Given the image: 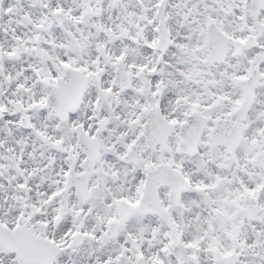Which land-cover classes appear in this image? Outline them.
<instances>
[{"label":"snow or ice","instance_id":"1","mask_svg":"<svg viewBox=\"0 0 264 264\" xmlns=\"http://www.w3.org/2000/svg\"><path fill=\"white\" fill-rule=\"evenodd\" d=\"M0 264H264V0H0Z\"/></svg>","mask_w":264,"mask_h":264}]
</instances>
